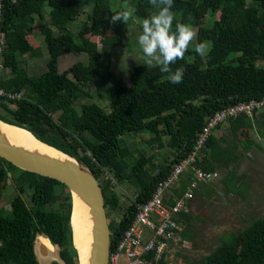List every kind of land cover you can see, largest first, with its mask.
Here are the masks:
<instances>
[{"label": "trees", "instance_id": "1", "mask_svg": "<svg viewBox=\"0 0 264 264\" xmlns=\"http://www.w3.org/2000/svg\"><path fill=\"white\" fill-rule=\"evenodd\" d=\"M117 1L134 9L126 22L112 19L124 11L116 6ZM0 2V31L5 35L0 54V89L4 92L0 95V120L29 131L40 142L89 168L102 189L107 219V210L113 213L120 206L115 184L128 183L137 191L120 218L112 219L113 223L108 220L110 253L116 251L138 206L147 203L158 184L170 176L173 166L193 152L207 120L228 107L264 98V68L255 66L257 60L264 59V0H174L173 31L176 23H183L191 25L196 33L193 47L190 44L183 59L171 65L173 72L177 68L185 70L183 82L171 84L158 67L139 65L130 74V86L113 72L112 63L122 49H130L132 18L141 20V32L143 20L158 11L148 0ZM216 14L218 19L214 18ZM207 16L214 18L209 25L203 22ZM81 19L85 22L76 42L69 27ZM37 22L48 59L44 72L32 76L24 57L43 58V51L34 42ZM205 41L210 52L203 58L196 54L195 45ZM71 51L84 54L87 61L60 73L58 59ZM237 53L240 56L236 60L227 62ZM107 89L110 110L98 104L104 103L102 93L105 95ZM17 95L20 98H13ZM227 126L232 138L216 135L219 126L209 137L196 167L216 176L226 170L220 180L224 193L245 201L249 184L236 171L241 163L238 148L248 151L256 144L251 138L255 127L260 137L264 136V112L251 117L240 115ZM144 133L151 136L147 144L166 145L170 150L158 165L144 152L137 151L133 156L125 145L128 139ZM164 137L166 143L162 142ZM9 179L16 192L5 216L3 191ZM195 180L193 173H186L172 189L169 204L174 205L173 197L181 196ZM57 187L66 190L55 180L0 160V264H37L32 246L39 232L60 246V257L66 264H77L71 248L69 192L67 201L59 203ZM26 192L29 203L24 199ZM55 204L56 210L47 209ZM191 220L190 213L181 215L183 224ZM200 264H264V218L251 219L239 234L223 236Z\"/></svg>", "mask_w": 264, "mask_h": 264}, {"label": "rangeland", "instance_id": "2", "mask_svg": "<svg viewBox=\"0 0 264 264\" xmlns=\"http://www.w3.org/2000/svg\"><path fill=\"white\" fill-rule=\"evenodd\" d=\"M117 2L116 6H120L124 11L129 10V7H126L123 3H119V1ZM46 10H48L47 7ZM88 10H91V7H88ZM214 18L218 19V14H216ZM214 18L207 16L203 22L205 21V23L209 25L214 21ZM84 22L85 21L81 19L69 27L76 42L78 41V31ZM140 24V19L135 17L132 18V25L129 27L130 49H122L112 63L113 72L122 78L127 86L131 85L130 74L133 68L143 65V57L137 45V39L140 34ZM40 29L41 25L37 22L33 28L34 42L36 45H39L43 51V58L30 59L28 56L24 57L27 64V71L32 76H39L44 72L45 64L48 59V53L43 42V37L40 34ZM191 47H193L192 43ZM238 56H240V53L231 54L227 62L236 60ZM86 61L87 57L84 54L78 55L74 53V51L66 53L58 59L59 72H65V70L77 62L86 63ZM255 66L264 68V59L257 60ZM69 76L72 77L70 74ZM105 93V95L104 92L102 93L104 103L102 104L100 101L98 104L102 109L110 110L107 99L108 89L107 91L105 90ZM93 99L90 101H95ZM83 101L86 102L88 100ZM75 107L76 110L80 112L78 104ZM107 107L109 109H106ZM54 118L56 119L57 116L55 115ZM55 121L57 122L58 120ZM258 130L259 128L255 127L251 131V138L256 143L254 146L248 151L238 148V155L241 158V163L236 171L238 175L244 176L245 181L249 184L247 199L244 201L238 196H229L224 193L220 180L227 174L226 170L217 172V176L215 178L213 177L215 181L212 183H201L194 194L193 204L189 212L192 215V220L186 224L181 222L180 225L182 231L180 238L182 242L176 241V243H172L171 250L167 254L172 264H200V262L218 246L223 236L228 233L239 234L251 219L264 218V136L260 137ZM262 132L264 133V130ZM216 135H225L232 138L231 131H228L227 123L221 125L220 130L216 131ZM147 141H151V136H148L146 133L138 134L134 136L133 139H128L125 145L133 156H137V151L144 152L147 156H151L155 165L163 162L164 158L170 154V150L166 145H163L161 148L158 143L149 145L146 143ZM166 141L167 138L164 137L162 142L166 143ZM14 174L17 176L19 172L15 171ZM113 184H115V182H113ZM113 189L119 198L120 206L113 213L107 210L109 223H113L112 219L116 221L120 218L123 211L127 208L129 203L134 200L137 193L136 189L128 183H123L121 185L115 184ZM66 190L60 187L56 188V195L59 197L57 202L64 203L67 201L68 191ZM15 192L11 180H7L5 190L3 191L2 202V206L7 212L5 216H7L6 214L10 211V201L13 199ZM28 193L29 192H26L24 199L29 203L27 199ZM69 201L71 203V198H69ZM57 206L58 204L48 206L47 209L56 210L58 208ZM182 233L186 237V242L184 241ZM71 248L72 251L75 252L72 243ZM74 256V261H77V255ZM123 262V259H121L120 264H123Z\"/></svg>", "mask_w": 264, "mask_h": 264}, {"label": "built area", "instance_id": "3", "mask_svg": "<svg viewBox=\"0 0 264 264\" xmlns=\"http://www.w3.org/2000/svg\"><path fill=\"white\" fill-rule=\"evenodd\" d=\"M2 3L0 2V29L2 20ZM5 43V35L0 31V54ZM2 68L0 64V69ZM0 95L4 92L0 89ZM13 98H20L18 95ZM264 112V98L239 103L211 116L197 140L193 152L180 163L175 164L170 176L158 184L151 199L138 206L130 227L123 233L116 251L109 253V264H172L167 257L172 243L180 241L181 215L189 213L194 194L201 185L211 182L216 174H205L196 167L209 137L216 129L240 115L253 116ZM193 173L196 180L190 183L186 191L174 198V205L169 204L170 194L186 173ZM214 177V178H213ZM213 178V179H212Z\"/></svg>", "mask_w": 264, "mask_h": 264}, {"label": "water", "instance_id": "4", "mask_svg": "<svg viewBox=\"0 0 264 264\" xmlns=\"http://www.w3.org/2000/svg\"><path fill=\"white\" fill-rule=\"evenodd\" d=\"M5 127L19 128L0 120V160H4L17 169L49 178L62 184L71 198L70 226L73 239V216L75 199L79 201L86 212L88 234L90 235L89 252L85 264H109L110 229L104 204V196L99 181L93 172L77 161L74 157L40 142L29 131L36 143L49 147L55 155L45 153L42 148H31L28 145L15 143ZM11 177V173H8ZM45 242L52 247L50 251ZM73 244V240H72ZM33 253L37 264H66L60 257V246L53 245L45 233L36 234L33 242ZM77 262L81 264L82 257L74 247Z\"/></svg>", "mask_w": 264, "mask_h": 264}, {"label": "clouds", "instance_id": "5", "mask_svg": "<svg viewBox=\"0 0 264 264\" xmlns=\"http://www.w3.org/2000/svg\"><path fill=\"white\" fill-rule=\"evenodd\" d=\"M148 2L158 11L143 20L137 39L143 57L142 64L147 67H158L161 73L167 74V80L171 84L179 85L183 82L185 70L177 68L173 72L171 65L183 59L196 33L191 25L183 23H176L173 31L174 0H148ZM133 13L134 9L122 11L112 19L114 22L117 20L126 22ZM195 52L200 57H206L210 52V46L206 41L201 42L195 45Z\"/></svg>", "mask_w": 264, "mask_h": 264}, {"label": "bare ground", "instance_id": "6", "mask_svg": "<svg viewBox=\"0 0 264 264\" xmlns=\"http://www.w3.org/2000/svg\"><path fill=\"white\" fill-rule=\"evenodd\" d=\"M5 130L9 133L11 139L21 145H28L31 148H42L45 153L55 155V152L49 147H43L39 143H36L31 135L25 130L19 128L5 127ZM74 205V216H73V246L80 253L82 260L81 264H85L86 257L89 252L90 246V235L88 234V218L85 210L83 209L81 203L75 199ZM47 248L52 251V247L45 242Z\"/></svg>", "mask_w": 264, "mask_h": 264}]
</instances>
